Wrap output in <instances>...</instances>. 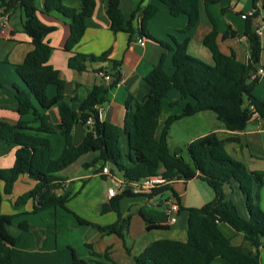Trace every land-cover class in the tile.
<instances>
[{
	"label": "trees",
	"instance_id": "1",
	"mask_svg": "<svg viewBox=\"0 0 264 264\" xmlns=\"http://www.w3.org/2000/svg\"><path fill=\"white\" fill-rule=\"evenodd\" d=\"M75 1L80 4L78 10L65 6L62 0H44L43 4L45 14L57 13L69 20L70 34L64 46V51L71 54L67 66L83 72L88 62H109L108 71L101 69L98 72L111 77L108 84L94 86L76 112L71 110L68 101H64V82L49 65L52 48L45 38L55 28L47 27L39 21L34 0H0V17H8L14 10L20 11L22 32L30 39L32 47L22 63L15 66V73L24 86V89L14 87L16 113L20 117L32 113L33 123H38V126L33 127L21 121L15 125L0 121V143L16 146L13 166L0 169V183L3 184L0 191V264H15L11 259L15 239L7 230L14 216L1 213L3 195H10L19 177L27 175L33 187L13 202L14 208L32 202L31 213L61 208L72 214L66 208L70 195L60 194L64 179L59 174L87 154H96L88 166L99 164L101 171L106 164L111 165L127 186L158 174L171 182L160 186L151 197L164 198L168 195L178 203L173 184L178 181L187 183L195 178L205 182L214 194L213 200L204 206L185 209L188 213L185 242L156 240L134 257L131 264H259L258 247L264 240V212L258 204V192L263 186L264 172L249 171L243 163L230 157L225 144L234 139L223 140L215 133L189 143L188 161L172 152L167 144L169 130L174 122L201 112L214 113L221 125L231 132L243 131L253 114L264 121V102L252 95L258 82L251 80V75L261 65L263 50L254 25L258 15L256 3L259 0H253V15L244 18L243 36L249 41L246 63L238 61L233 52H221L217 43V24L208 10L210 5L220 0L204 1L211 28L203 37L202 45L210 52L212 65L187 51L189 34L199 22L198 0H149L148 5L139 4L128 20L121 12L119 0H106L105 12L113 34L126 33L130 37L137 35L152 38L148 23L159 12L160 5L173 17L187 18L186 26L179 30L185 35L183 41L177 42L171 37L173 45L158 42L162 48L160 60L144 78L150 91L141 101L132 95L126 97L121 127L106 121L98 122L95 110L96 106L107 102L108 93L120 82V63L109 61L108 53L93 56L73 51L84 36L87 20L95 10V0ZM134 22H138V26L135 27ZM235 36V32L228 31L223 35V40ZM168 54L172 55L171 73L165 69ZM50 85L56 88L53 98H49L46 92ZM172 89L178 92L180 100L190 98L194 104H187L180 114L168 117L156 140L162 102ZM32 100L43 110L59 104L64 123L50 124L46 116L37 112ZM89 117H95L92 127L86 125ZM77 124L85 127L86 132L82 142L75 146L72 144V130ZM48 134H59L64 138V148L57 159L52 158V146L45 136ZM111 172L114 173L112 169ZM233 184L237 185L244 197L247 217L240 216L235 203L229 198ZM134 196L127 188L111 198L108 204L102 205L100 213L114 212L118 219L107 227L96 226L101 232L117 235L127 254L130 253L127 244L130 216L121 218L119 202ZM72 215L80 224L89 225ZM141 217L147 231L168 228ZM224 227H228L234 234H241L242 243L235 245L223 231ZM19 228L26 229L27 226L21 223ZM107 257L105 254L108 260ZM69 264L89 263L74 259ZM93 264L108 263L97 261Z\"/></svg>",
	"mask_w": 264,
	"mask_h": 264
},
{
	"label": "crops",
	"instance_id": "2",
	"mask_svg": "<svg viewBox=\"0 0 264 264\" xmlns=\"http://www.w3.org/2000/svg\"><path fill=\"white\" fill-rule=\"evenodd\" d=\"M120 9L128 20L135 8L142 4L148 5L149 0H119ZM205 0H198L199 22L190 32V41L187 51L190 55L212 65L210 52L202 45L203 37L210 31V23L206 15ZM69 8L80 9L79 2L75 0H62ZM253 0H220L217 4L210 5L208 10L215 19L218 30L217 43L224 54L233 52L238 61L247 62L249 41L243 36V14L253 10ZM39 21L47 27H54L55 31L45 38L52 48L49 56L51 65L64 82V101L69 102L72 111H78L82 102L90 94L92 88L99 84H108L100 76L101 69L109 70V62H88L86 70L77 72L68 68L67 61L70 53L64 51V46L69 37V20L57 13L45 14L43 12L44 0H34ZM258 15L254 20L255 27L264 26V0L256 3ZM223 10H225L223 12ZM106 0H95L93 15L87 20V28L74 52L100 56L108 53L109 61L120 63V82L108 93L107 102L101 106L103 121L115 126L123 125L125 114V100L132 95L141 101L150 91V86L144 82L145 76L160 60L162 48L158 42L163 41L173 45L171 37L177 42L183 41L185 35L179 30L186 26L185 16L173 17L165 7L160 5L159 12L149 21L148 31L152 38L130 37L126 33L113 34L109 29V21L106 16ZM21 13L14 10L8 17H0V121L11 125L19 121L30 126H38L33 123L32 113L20 117L16 113L15 89H24L23 84L15 73V66L22 63L26 54L32 49L30 39L22 32ZM135 27L138 22H134ZM233 31L234 38L223 40V35ZM264 28L259 37L262 46L260 66L264 68V41L262 40ZM142 38L144 45L137 40ZM172 55L165 59V69L172 72ZM264 70V69H263ZM48 87L46 92L49 98L56 94V88ZM252 95L264 102V74L252 91ZM178 102L177 104H173ZM32 104L37 112L48 118L52 125H61L64 119L60 113L59 104L53 105L48 110L39 107L35 100ZM187 104H194L188 98L180 100L178 92L170 90L162 102V110L159 117V126L155 133V139L160 137L165 120L182 112ZM257 121V124H253ZM85 127L77 124L72 130V144L79 145L85 135ZM215 133L218 138L227 140L225 150L230 157L243 163L249 171L264 172V121L253 118L240 132L226 130L212 112H201L191 117L182 118L174 122L169 130L167 144L170 150L179 146L182 151L190 142ZM52 146V158H58L64 148V138L59 134L45 135ZM16 146L0 143V169H8L13 166ZM173 152V151H172ZM84 158V159H82ZM96 154H87L79 158L67 169L60 172L64 179L63 191L60 194H69L66 208L75 216L89 223L80 224L75 217L61 208L47 209L38 213H31L32 202H28L21 208H14L13 202L22 194L33 187V182L27 175H22L15 182L10 195H3L1 213L13 215L8 233L15 239L11 248V259L15 264H69L74 259L83 260L89 264L97 261L116 264H131L134 257L138 256L150 243L156 240H174L185 242L187 239L188 213L185 209L200 208L213 200L214 194L208 185L198 178L187 183L178 181L173 184V191L179 198V213L175 223L169 225L165 213V204L148 201L145 197L134 196L123 198L119 202L121 218L127 216L134 208V213L129 220L127 240H131L130 253L127 254L122 240L115 234L101 232L98 227H107L116 223L118 216L114 212L100 213V207L108 204L110 199L107 190L112 187V177L121 179L119 175L111 172V176L102 175L100 165L88 166ZM82 159V160H80ZM85 169L84 173L77 172L75 176L67 178L64 173L73 166ZM3 184L0 183V191ZM256 193V192H255ZM254 193V194H255ZM255 196V195H254ZM171 203L172 196L164 197ZM229 198L235 203L242 217H247L244 197L236 184H233V192ZM258 204L264 211V182L258 192ZM144 216L150 222L166 225V230L147 231ZM26 224V229L19 228V224ZM134 231V232H133ZM223 231L235 245L242 243V235L234 234L228 227ZM129 240V241H130ZM129 241L127 244H129ZM108 255V260L105 258ZM259 264H264V248L259 250Z\"/></svg>",
	"mask_w": 264,
	"mask_h": 264
},
{
	"label": "built area",
	"instance_id": "3",
	"mask_svg": "<svg viewBox=\"0 0 264 264\" xmlns=\"http://www.w3.org/2000/svg\"><path fill=\"white\" fill-rule=\"evenodd\" d=\"M254 12H255V10L253 9L249 13L243 14L242 18H245L247 16H252ZM263 28H264V26L257 27L255 30L256 33L258 35H260ZM137 42L142 46L144 45V41L142 38H139L137 40ZM99 74L105 82L108 83L110 81V79H111L110 76H108L104 73H99ZM263 74H264V70L262 68H258L257 71L251 75V80H256L257 82H259L261 77L263 76ZM95 110H96V118H97L98 122H102L103 121V110H102L101 106H96ZM253 118H257L256 114H253L252 119ZM94 123H95V117H89L86 121V125L89 127H92V125ZM101 174L111 176L110 171L107 168V166H104L102 168ZM168 183H171V182H167L159 174L156 176L146 177L139 182H135V183L130 184L129 186H127L123 182L122 179H115L112 177V184L113 185H112V187H110L107 190V195L109 198H113V197L123 193L128 188L132 195L145 197L148 201H154L155 199H157L156 201L158 203L165 204V213L167 216V223L169 225H171V224L175 223L177 215L179 213L178 203L174 200V198L171 199L172 201H171V203H169V201L167 199L161 198L160 196L151 197V195H153V193L157 189H159L160 186L168 184ZM258 248H259V250L264 248V240H262V242Z\"/></svg>",
	"mask_w": 264,
	"mask_h": 264
},
{
	"label": "rangeland",
	"instance_id": "4",
	"mask_svg": "<svg viewBox=\"0 0 264 264\" xmlns=\"http://www.w3.org/2000/svg\"><path fill=\"white\" fill-rule=\"evenodd\" d=\"M262 40L264 41V34H263V38H262ZM49 87H51V86H49ZM52 87H55V86L52 85ZM174 149H180V150H181L180 155L183 157V159L186 160V161L189 160L188 152H187V148H186V149H183V151H182V149H181L179 146H175V147L172 148L171 151H173ZM54 159H57V157L54 158ZM82 159H84V158H82ZM82 159H80V160H82ZM109 166H110V168L114 171V173H115L116 175H119V174L113 169V167H112L111 165H109ZM77 172H80V173L82 174V173L85 172V169L82 168V167H80V166H77V165H76V166L71 167L69 170H67V171L64 173V176L67 177V178H71L72 176H75ZM133 210H134V208H132L131 212H129V214H128V215L130 216V218L132 217V214H131V213H134ZM263 212H264V211H263ZM129 220H130V219H129ZM133 232H134V231H133ZM129 240H130V239H129ZM129 240H127V242H128ZM131 243H132V241L130 240L128 246L131 247Z\"/></svg>",
	"mask_w": 264,
	"mask_h": 264
},
{
	"label": "water",
	"instance_id": "5",
	"mask_svg": "<svg viewBox=\"0 0 264 264\" xmlns=\"http://www.w3.org/2000/svg\"><path fill=\"white\" fill-rule=\"evenodd\" d=\"M253 124H257V121L254 122ZM173 152L176 153V154H180L181 153V150L180 149H174ZM167 196L168 195H166L165 197H167Z\"/></svg>",
	"mask_w": 264,
	"mask_h": 264
}]
</instances>
